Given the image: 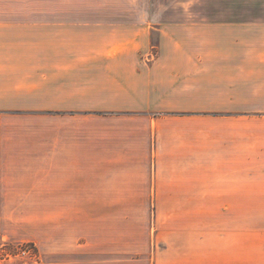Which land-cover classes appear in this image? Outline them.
Instances as JSON below:
<instances>
[{
  "label": "crops",
  "instance_id": "obj_1",
  "mask_svg": "<svg viewBox=\"0 0 264 264\" xmlns=\"http://www.w3.org/2000/svg\"><path fill=\"white\" fill-rule=\"evenodd\" d=\"M65 26L54 45L65 58L0 64V108L42 111L0 125L6 195L59 213H211L223 187L257 181L246 173L264 164V115L222 119L211 102L264 99V24L192 30V44L163 43L152 64L136 63L128 39L95 38L84 61L79 26Z\"/></svg>",
  "mask_w": 264,
  "mask_h": 264
},
{
  "label": "rangeland",
  "instance_id": "obj_2",
  "mask_svg": "<svg viewBox=\"0 0 264 264\" xmlns=\"http://www.w3.org/2000/svg\"><path fill=\"white\" fill-rule=\"evenodd\" d=\"M69 24L79 26L84 61L95 38L128 39L137 46L136 63L152 64L161 44H192V30L264 24V0H0V64L65 58L55 46ZM231 96L211 102L222 108V119L264 115V99ZM24 112L42 113L0 108V125ZM6 137L0 128V140ZM1 169L0 264H264V164L246 173L256 182L223 187L222 212L192 214L156 213L153 204L149 212L91 213L89 203L81 212H49L42 196L6 195L13 191L2 186ZM251 183L259 187H240Z\"/></svg>",
  "mask_w": 264,
  "mask_h": 264
}]
</instances>
